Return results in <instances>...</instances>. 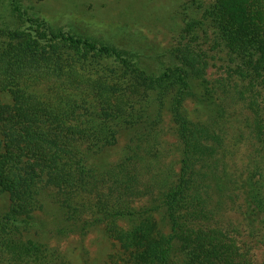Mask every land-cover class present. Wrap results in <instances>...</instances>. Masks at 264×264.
I'll return each mask as SVG.
<instances>
[{
  "label": "trees",
  "instance_id": "trees-1",
  "mask_svg": "<svg viewBox=\"0 0 264 264\" xmlns=\"http://www.w3.org/2000/svg\"><path fill=\"white\" fill-rule=\"evenodd\" d=\"M13 11L0 26V264H59L40 237L101 223L129 264H264V0H188L175 63L157 71Z\"/></svg>",
  "mask_w": 264,
  "mask_h": 264
},
{
  "label": "rangeland",
  "instance_id": "rangeland-1",
  "mask_svg": "<svg viewBox=\"0 0 264 264\" xmlns=\"http://www.w3.org/2000/svg\"><path fill=\"white\" fill-rule=\"evenodd\" d=\"M188 0H0V26L14 28L20 16L13 11L14 5L22 12L43 20L53 30L69 31L79 36L101 42H110L119 48L131 50L147 70H159L175 63L171 45L183 24V6ZM207 2L209 0H195ZM195 4L189 10L194 14ZM28 26L27 24L25 25ZM168 143L174 137H164ZM126 138L117 146L106 150L111 160L121 155ZM242 150H245L242 147ZM26 203V202H24ZM31 205V204H30ZM29 207V205H28ZM37 217L43 214L33 212ZM100 225V224H98ZM94 226L84 238L79 234L56 239L46 235L39 238L49 247L57 246L62 257L59 264H129L123 248L103 235L104 223ZM264 259V246L258 249Z\"/></svg>",
  "mask_w": 264,
  "mask_h": 264
}]
</instances>
